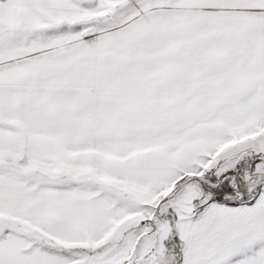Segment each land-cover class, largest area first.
Masks as SVG:
<instances>
[{"label": "snow or ice", "instance_id": "6c2138e0", "mask_svg": "<svg viewBox=\"0 0 264 264\" xmlns=\"http://www.w3.org/2000/svg\"><path fill=\"white\" fill-rule=\"evenodd\" d=\"M0 264H264V0H0Z\"/></svg>", "mask_w": 264, "mask_h": 264}]
</instances>
